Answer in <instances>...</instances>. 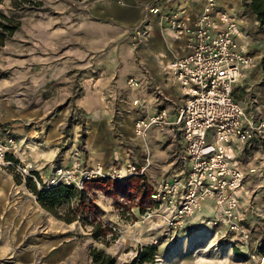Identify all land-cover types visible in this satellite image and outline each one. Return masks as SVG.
<instances>
[{"label":"rangeland","instance_id":"1","mask_svg":"<svg viewBox=\"0 0 264 264\" xmlns=\"http://www.w3.org/2000/svg\"><path fill=\"white\" fill-rule=\"evenodd\" d=\"M28 1L19 2L21 10L11 8L7 0L0 3V12L16 17L20 23L19 29L0 47V103L24 112L30 110L29 100L35 95L32 89L35 81L29 73L31 62L25 23L31 17L56 16L54 5L59 2ZM37 2L38 6L35 5ZM29 6L31 8H27ZM246 26L254 41L251 50H257L264 36L255 31L254 22ZM144 41L139 43L132 38L131 44L137 49ZM87 59L92 60L85 55V61ZM76 74L68 73L67 89L62 87L63 83L50 78L42 82H45L42 87L53 88L54 96L60 100L46 106L54 113L57 124L54 147L59 154L58 165H62L59 164L62 161L60 158L63 159L60 155L68 153L82 165L92 166L96 162L88 165L80 152L90 120L71 103V98L81 92V79ZM239 83L233 92V99L246 101L247 108L252 106L264 114L263 76L257 74L254 67L249 80ZM19 100L24 105L18 104ZM34 124L31 122L29 128ZM138 140L137 149L145 152L147 138L144 136ZM151 140L158 142V136ZM182 161L183 158L174 151L163 150L152 161H144L143 166L146 167L139 176L122 182L96 179L85 183L80 191L72 188L80 195L64 202L56 211L58 216L68 213L75 217L76 220L71 223H64L44 210L24 184L29 179L36 190L44 189L42 181L55 164L48 166L42 178L39 174H32L34 160L31 157L28 162L22 163L30 165L34 179L32 176L22 177L17 173L0 171V264H140L137 252L147 245L157 249L152 264H264L263 258L257 254L264 244V156L257 155L253 162L240 160L244 167V182L239 200V229L236 232L229 231L222 223L215 226L200 223L201 219H210V212L209 215L197 213L188 226L173 231L160 226L155 218L144 219L142 213L145 208L151 207L149 194L153 185L160 180H181L184 175L180 165ZM249 161L256 165L255 172L249 171ZM111 162L116 163L114 160ZM167 163H170L169 166ZM134 165L142 167L139 163Z\"/></svg>","mask_w":264,"mask_h":264},{"label":"crops","instance_id":"2","mask_svg":"<svg viewBox=\"0 0 264 264\" xmlns=\"http://www.w3.org/2000/svg\"><path fill=\"white\" fill-rule=\"evenodd\" d=\"M215 2L219 9L230 12L237 20L247 41V49L256 58L254 67L257 74L264 78L259 67L264 39L257 50H251L254 41L247 33V23L254 22L255 31H260L264 36V31L258 29L253 12L241 0ZM150 3L159 4L163 13L180 11L188 20L187 24H192L202 7V0H59L54 5L56 16L48 14L43 18L31 17L26 20L28 57L31 62L29 73L35 81L32 88L35 95L30 98L31 107L26 112L0 103V135L8 131L16 138L18 150L15 159L22 163L28 162L31 157L34 160V175L39 174V178H42L48 166L55 164L63 167L74 158V155L70 157L68 153H63L60 156L64 160L60 158L62 161L59 163L62 165H58L59 154L54 147L57 124L54 113L46 106L60 100L54 96L53 88L42 87L45 84L42 82L50 78L63 83L62 87L67 89L69 72L79 74L76 77L80 76L81 79V92L71 98V103L90 120L80 151L85 163L107 165L112 160H131L133 164L139 163L144 167L145 162L152 161L168 149L183 158L184 151L175 134H162L153 127L149 128L145 135V152L137 149L140 141L133 134L134 122L143 115H150L164 106L168 117L175 119L183 102L178 85L169 81L162 68L174 57L184 54V37L160 27L157 23L159 15H150L145 41L137 49L131 44V30L140 25L145 16V6ZM85 55L92 60L85 61ZM252 70L244 71L234 90L239 82L249 80ZM130 78L139 87L128 86L127 80ZM133 100L138 104L134 105ZM238 102L246 112L251 110V106L246 107V101ZM17 103L23 104L22 100ZM31 122L35 124L29 128ZM156 136L158 142L151 140ZM263 147L253 142L250 148L240 146L236 149L234 154L239 167L244 169L240 164L241 159L253 162L257 155L264 156ZM141 151L143 153L139 154ZM180 165L183 169V161ZM249 165V171L255 172L256 165ZM2 173L11 174V171ZM211 211L209 205L200 212L213 214Z\"/></svg>","mask_w":264,"mask_h":264},{"label":"built area","instance_id":"3","mask_svg":"<svg viewBox=\"0 0 264 264\" xmlns=\"http://www.w3.org/2000/svg\"><path fill=\"white\" fill-rule=\"evenodd\" d=\"M201 4L192 24H187L180 11L163 13L159 4H147L140 25L131 30L132 38L140 43L148 34L149 16L159 15L160 27L185 40L184 54L162 68L182 95L175 119H170L161 106L133 124V134L138 138H143L151 127L158 133L177 135L184 151V175L181 180L156 182L149 194L151 207L145 208L142 215L144 219L155 218L160 226L173 231L188 226L211 202L212 216L200 223H222L236 232L244 173L234 151L240 146L250 148L253 142L264 146V115L252 106L246 112L232 95L244 71L254 68L256 58L248 51L247 41L230 12L219 9L215 0H202ZM127 84L139 87L131 78ZM132 103L138 104L136 100ZM17 150L16 138L8 131L2 133L0 171L10 170L34 179L30 165L15 159ZM145 167L138 168L131 162L84 166L74 159L66 166L52 167L42 185L44 189L67 186L80 191L85 183L96 179L126 181L139 176Z\"/></svg>","mask_w":264,"mask_h":264},{"label":"trees","instance_id":"4","mask_svg":"<svg viewBox=\"0 0 264 264\" xmlns=\"http://www.w3.org/2000/svg\"><path fill=\"white\" fill-rule=\"evenodd\" d=\"M5 0H0V3ZM10 3L11 8L21 10L19 7V2L26 3L28 0H7ZM75 1V0H74ZM250 10L253 12L257 22L258 29L264 31V0H241ZM30 5V4H29ZM35 5H39V3H35ZM27 8H31L30 6ZM20 27L19 20L14 16L4 15L0 12V47L5 44V40L9 39L11 35L18 30ZM259 67L261 72L264 74V48L262 55L259 60ZM25 186H27L31 193L36 196L37 202H39L40 206L49 212L52 216L57 217L62 220L64 223H71L76 220L75 217L65 213L63 216L57 215V208L62 205L64 202H68L71 198L76 195H80L74 189L67 186H58L51 187L48 189L36 190L33 186V183L30 182L29 179H26ZM157 249L153 245H147L140 249L137 252L138 255V263L144 264L149 263L152 264L153 256L156 254ZM257 254L260 255L264 260V244H262Z\"/></svg>","mask_w":264,"mask_h":264}]
</instances>
